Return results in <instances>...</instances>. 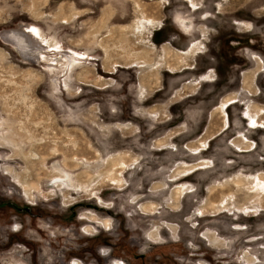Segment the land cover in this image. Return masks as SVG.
Masks as SVG:
<instances>
[{
	"label": "rangeland",
	"instance_id": "obj_1",
	"mask_svg": "<svg viewBox=\"0 0 264 264\" xmlns=\"http://www.w3.org/2000/svg\"><path fill=\"white\" fill-rule=\"evenodd\" d=\"M112 256L264 264V0H0V264Z\"/></svg>",
	"mask_w": 264,
	"mask_h": 264
},
{
	"label": "crops",
	"instance_id": "obj_2",
	"mask_svg": "<svg viewBox=\"0 0 264 264\" xmlns=\"http://www.w3.org/2000/svg\"><path fill=\"white\" fill-rule=\"evenodd\" d=\"M151 205H149V207H150ZM154 208L151 206V210H153ZM152 213V212H151ZM142 215H143V217L145 218V217H152V218H155V219H157V218H161V211L159 210V211H156V213L155 214H149V213H141ZM128 227V226H127ZM162 228V227H161ZM161 228H160V231H159V234L161 235L162 234V231H161ZM139 229H141L139 232H131V234H130V236L127 238H125L124 236H115V237H113V240L111 241V243H110V245L109 246H107L108 247V249H110L111 248V253H112V251L114 250V248H115V246L116 245H119V244H121V245H128V247H133V248H136V249H138L139 251H140V254H141V252L142 253H145V252H147V255H145V254H143L145 257H150V256H152V254H153V252H154V249H156L157 247H159V246H163L165 243H166V241H161V242H156V243H153V242H151L146 236H144L143 234H142V231H144L145 229H144V225L142 226V227H140ZM219 232V231H218ZM163 234H165V232L163 233ZM55 236V235H54ZM181 237V239H185V238H188V239H190L191 241H192V243H193V245L195 246L194 248H190V250L192 251V252H198V248L200 247V244L199 243H195V242H197L195 239V237H194V235H192V234H190L188 237H185V238H182L183 236H180ZM151 238H153V237H151ZM172 242H175V241H173L172 239H170ZM153 244H155L154 246H153ZM208 245V244H207ZM101 249L103 248L102 247V245H101V247H100ZM169 251H174L175 249L174 248H171V249H168ZM186 250H188V248L186 249ZM106 251V250H105ZM191 254V253H190ZM189 254V255H190ZM173 257V256H172ZM190 257H192L191 255H190ZM113 260H117V259H121V260H123V262H124V264H129V261L128 260H125L123 257H114V256H112L111 257ZM175 260H176V262L178 263V264H182L181 262H180V259L179 258H174ZM155 260H158L160 263H161V256H159V257H153L152 259H151V261H150V264L153 262V261H155ZM189 260H191V258H189ZM92 264H95V260H93V263ZM108 264H113V262L111 261V262H108Z\"/></svg>",
	"mask_w": 264,
	"mask_h": 264
},
{
	"label": "bare ground",
	"instance_id": "obj_3",
	"mask_svg": "<svg viewBox=\"0 0 264 264\" xmlns=\"http://www.w3.org/2000/svg\"><path fill=\"white\" fill-rule=\"evenodd\" d=\"M105 12V11H104ZM184 21V20H183ZM182 21V22H183ZM185 24V23H184ZM186 26V25H185ZM18 30H14V31H12V36H16V35H13V32H17ZM23 34L26 36V41H25V44L24 45H27V46H30V58H29V60H31V61H41V60H43V61H47L48 60V58H47V56L40 50L41 48H42V46H43V44L41 45V40L39 39V37H37L36 36V34H35V31H34V29H29L28 27H26V28H24L23 29ZM5 35V34H4ZM27 36L29 37L28 39H27ZM17 37V41L16 42H14V41H11V44H13L14 46H16L17 47V49L18 50H21L22 48H23V41H21L20 40V38L18 37V36H16ZM45 43V42H44ZM87 43V42H86ZM89 44H90V42H89ZM46 45L44 44V47H45ZM47 46H49L48 45V43H47ZM148 51V50H147ZM71 53L72 54H75V52H73V51H67L66 52V54H64L63 56H64V59L63 60H60V63L62 64V66L63 65H67V67H66V69H68V68H70L72 65H74V61H75V58H74V56L73 55H71ZM76 55V54H75ZM138 55V54H137ZM80 57V56H79ZM138 57H139V55H138ZM55 62H56V60H55ZM54 62V63H55ZM78 63V62H77ZM246 78V77H245ZM249 79V78H248ZM143 83V82H142ZM141 83V84H142ZM247 84V83H246ZM235 97V96H234ZM95 118V117H94ZM97 124V123H96ZM95 124V125H96ZM97 127V126H96ZM101 128H102V126H101ZM105 128V127H104ZM69 174V173H68ZM66 180V179H65ZM80 264H82V263H80ZM113 264H124V262H119L118 260H114V262H113Z\"/></svg>",
	"mask_w": 264,
	"mask_h": 264
},
{
	"label": "flooded vegetation",
	"instance_id": "obj_4",
	"mask_svg": "<svg viewBox=\"0 0 264 264\" xmlns=\"http://www.w3.org/2000/svg\"><path fill=\"white\" fill-rule=\"evenodd\" d=\"M14 31V30H12ZM23 29L22 30H18L17 32H13V35H16L20 38L21 41H23V48L21 50H19L22 54L24 55H28V58H30V46H27V45H24L25 44V41H26V36L23 34ZM29 37L27 36V39ZM106 230H110L111 227H104Z\"/></svg>",
	"mask_w": 264,
	"mask_h": 264
},
{
	"label": "trees",
	"instance_id": "obj_5",
	"mask_svg": "<svg viewBox=\"0 0 264 264\" xmlns=\"http://www.w3.org/2000/svg\"><path fill=\"white\" fill-rule=\"evenodd\" d=\"M111 214V213H110Z\"/></svg>",
	"mask_w": 264,
	"mask_h": 264
}]
</instances>
